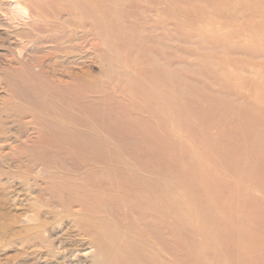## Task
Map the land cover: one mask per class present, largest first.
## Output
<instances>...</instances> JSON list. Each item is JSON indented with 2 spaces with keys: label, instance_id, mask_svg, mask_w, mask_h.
<instances>
[{
  "label": "rangeland",
  "instance_id": "obj_1",
  "mask_svg": "<svg viewBox=\"0 0 264 264\" xmlns=\"http://www.w3.org/2000/svg\"><path fill=\"white\" fill-rule=\"evenodd\" d=\"M42 1L50 2L39 9L43 17L21 20L0 0V264H54L38 258L43 249L22 248L28 223L46 222L51 239L70 230L62 214L30 210L40 207L43 186L37 152L55 155L53 166L80 168L87 163L78 153H99L120 175L130 168L162 178L164 206L177 198L181 213L205 218L215 234L209 258L260 264L244 249L264 226V86L257 83L264 79V0ZM82 2L105 21V39L78 29ZM69 9L74 17L64 19ZM58 11L62 18L52 19ZM60 43L80 50L67 55L54 49ZM28 58L68 86L36 79V69L24 67ZM62 64L83 79L73 84ZM23 67L35 83L22 84ZM21 102L43 116V130L37 116L17 113ZM178 253L190 256L184 247Z\"/></svg>",
  "mask_w": 264,
  "mask_h": 264
},
{
  "label": "bare ground",
  "instance_id": "obj_2",
  "mask_svg": "<svg viewBox=\"0 0 264 264\" xmlns=\"http://www.w3.org/2000/svg\"><path fill=\"white\" fill-rule=\"evenodd\" d=\"M9 2L13 16L21 20H35L37 14L42 16L39 9L50 3L42 0H9ZM102 2H106V0H97L96 5ZM81 5L83 12L77 21L78 29L84 31L85 34L87 33L85 31H90L105 39V34H107L105 21L97 16L92 7L84 2ZM74 14L69 9V12L66 13L67 18L64 19H73ZM55 18H62V12H56L52 19ZM32 22L30 21L29 24ZM32 26L35 25L32 24ZM70 36H75V34ZM54 49L67 55L80 50L79 45L72 43H60ZM94 49L98 52L99 45H94ZM106 55L111 60V55L107 53ZM26 60L24 67L36 69L37 76L35 75V78L39 81H42L41 77H43L45 82L48 81L59 89L60 86H68L62 80L51 79L46 68L41 67L43 62L35 64L32 58ZM111 62L112 70L113 68L114 70L110 73L114 75L118 71L112 60ZM24 67L20 68L18 72L20 76L25 74V77L21 79L22 84L35 83L31 76L26 74ZM50 67L53 72L58 70L55 64H50ZM59 67L65 68L64 71L66 75H70L73 84L84 77L72 74L73 72L68 71L67 66L63 64ZM13 70V72L16 71L15 68ZM26 70L28 71V69ZM261 72L260 70L259 73ZM257 83L259 86H264V79L257 78ZM7 85L12 88L15 82L8 80ZM18 96L23 102L32 104L31 98L27 95L25 96L28 98ZM38 98L35 95L32 101L36 102ZM40 99L42 98L40 97ZM23 102L18 103L17 113L19 112L20 115L30 113L34 117L37 116L39 121L36 125L41 131L42 127H45L43 116L36 109L30 107V104L25 106ZM2 124L3 120L0 117L1 131L4 130ZM261 142L263 143V141ZM260 151L264 164V146ZM25 152L26 150L23 151V153ZM33 153L31 156L35 158ZM80 153L77 154V157L87 163L83 168H80L79 165L72 166L68 162H65V165L61 167L53 166L47 162L52 158L54 160L55 155L47 157L37 152V158L44 166L41 173L35 178L42 181L43 186L39 194L40 207L32 205L30 208L36 216L39 215L40 208H47L54 214H62L75 235L70 234L69 230V233H66L64 237L51 239L44 233L46 222L39 227L28 223L24 227L25 229L20 231L21 236L25 238L23 244L21 243L23 249L39 247L43 250L39 251L38 258L41 259L43 255H46V258L52 260L54 264H215L216 260L219 264H228L221 262V258L218 260L208 257L210 256L208 249L215 242V234L203 227L206 222L205 218L196 217L194 220L186 217L180 212L178 199L174 197L169 199V208L164 206L165 195L161 188L164 184L162 178L142 177L140 171L132 173L134 169L130 168L128 172L120 175L114 167L109 165V162L104 164H101V160L99 162V153H92V156L89 157H86L84 152ZM261 204H264L262 199ZM261 211L262 221H264V206ZM210 220L217 219L210 217ZM9 225L12 224L9 223ZM201 227H203V231H201ZM228 230L229 228L226 229L227 232ZM192 236L200 237L201 243ZM258 236L260 238L256 244L251 246L249 243H245L244 253L247 257H257L258 263L264 264L263 225L258 230ZM183 247L190 252L188 258L181 257L178 253V250ZM218 256L222 257L221 254ZM245 260L246 258H243L239 264H249Z\"/></svg>",
  "mask_w": 264,
  "mask_h": 264
}]
</instances>
